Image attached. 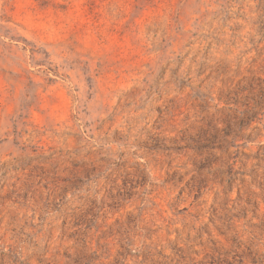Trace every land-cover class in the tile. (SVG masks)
<instances>
[{"label":"rangeland","instance_id":"1","mask_svg":"<svg viewBox=\"0 0 264 264\" xmlns=\"http://www.w3.org/2000/svg\"><path fill=\"white\" fill-rule=\"evenodd\" d=\"M0 264H264V0H0Z\"/></svg>","mask_w":264,"mask_h":264}]
</instances>
